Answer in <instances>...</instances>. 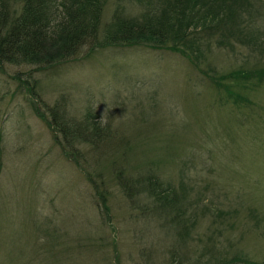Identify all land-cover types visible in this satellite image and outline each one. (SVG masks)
Masks as SVG:
<instances>
[{
    "label": "rangeland",
    "instance_id": "rangeland-1",
    "mask_svg": "<svg viewBox=\"0 0 264 264\" xmlns=\"http://www.w3.org/2000/svg\"><path fill=\"white\" fill-rule=\"evenodd\" d=\"M116 3L127 14L142 7L106 0L100 32ZM243 7L264 38V0ZM204 56L199 70L177 52L108 46L31 76L0 68V264L264 263V76L238 110L202 73L264 66V49L212 39ZM60 99L108 136L62 146L42 111ZM114 165L173 184L180 217L130 204Z\"/></svg>",
    "mask_w": 264,
    "mask_h": 264
},
{
    "label": "trees",
    "instance_id": "trees-1",
    "mask_svg": "<svg viewBox=\"0 0 264 264\" xmlns=\"http://www.w3.org/2000/svg\"><path fill=\"white\" fill-rule=\"evenodd\" d=\"M136 1L142 6L137 14H127L116 3L122 11L112 10L109 22L100 32L106 0H0V68L5 64L26 66L23 74L31 76L29 72L33 70L77 60L98 48L112 46L177 52L200 70L199 61L205 58V49L212 39L223 45H231L236 39L264 49L259 23L243 13L248 0ZM212 70L211 75L202 73L216 90L224 92L219 98L228 100L238 110L250 106L252 100L247 91L263 78L264 66L237 67L222 74ZM13 74L22 80L20 71ZM62 103V99L55 100L42 110L62 146L72 148L80 140L95 147L100 138L108 136V128L92 113L87 111L85 118L75 121L65 114ZM233 118L237 120L238 113ZM114 167L116 182L130 204L142 198L151 202L152 211L171 212L170 221L180 217L181 198L173 184L163 181L154 170L136 172L132 178L121 165ZM99 196H95L97 204L104 199L101 193ZM255 222L258 223L256 219ZM230 261L254 264L238 256Z\"/></svg>",
    "mask_w": 264,
    "mask_h": 264
}]
</instances>
